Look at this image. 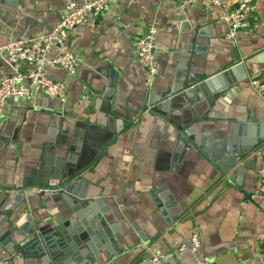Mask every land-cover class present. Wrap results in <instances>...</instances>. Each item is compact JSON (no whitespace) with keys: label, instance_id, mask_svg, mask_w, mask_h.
Segmentation results:
<instances>
[{"label":"crops","instance_id":"0c3cea01","mask_svg":"<svg viewBox=\"0 0 264 264\" xmlns=\"http://www.w3.org/2000/svg\"><path fill=\"white\" fill-rule=\"evenodd\" d=\"M239 1L222 0L215 7L208 0L184 5L176 0H117L103 16L76 26L49 53L71 51L78 58L73 75L55 66L47 69L51 79L65 84L66 101L42 93L30 100H7L6 114L0 118V181L21 184L55 172L54 159L64 150L57 144L60 126L68 129L67 139L74 138L79 145L86 133L94 135L92 142L114 137L81 175L87 195L101 198L103 206L119 217L117 222L111 211L106 215L109 224L120 229L114 235L119 251L109 264H146L156 246L164 251L167 264H195L192 252L178 251L193 233L202 240L199 253L212 264H261L264 193L258 187L264 174V137L239 159L236 167H244L240 177L235 167L223 173L214 166L202 146L175 150V110L185 124L199 117L189 127L198 142L209 132L215 137L228 135L246 116L258 126L257 132L261 125L264 133V97L250 85L251 79L264 77V0H251L247 26L228 40L224 15ZM66 2L1 0L0 47L10 38L32 39L50 30ZM151 25L156 29L159 73L150 81L136 62L133 42ZM191 42L199 55L194 57L198 67L191 71L199 78L239 61L236 75L246 74V79L222 91L213 104L210 100V105L196 104L194 112L182 93L173 96L168 118L161 117L162 111L143 110L153 96L175 84L178 64ZM10 70L0 57V79ZM24 221L21 214L18 224ZM8 258L6 252L0 253V260ZM106 258L103 252L101 259Z\"/></svg>","mask_w":264,"mask_h":264},{"label":"water","instance_id":"95a60500","mask_svg":"<svg viewBox=\"0 0 264 264\" xmlns=\"http://www.w3.org/2000/svg\"><path fill=\"white\" fill-rule=\"evenodd\" d=\"M192 45L193 42L187 45L183 60L178 64L175 84L153 96L143 110H150L153 114L162 111L164 114L161 117L168 118L173 96L182 93L194 112L196 104H208L209 100L213 104L222 91L246 79V74L236 75L240 69L239 61L199 78L198 73L191 71L193 67H198L194 57L199 56L195 55ZM180 114L179 110L173 114L177 121L175 150L202 146L209 161L223 173L235 167V173L240 177L244 167H236L237 163L264 137L262 126L257 132L255 127L258 126L250 116H246L244 120L251 122H239L228 130V135L215 137L214 132H209L203 142H198L189 127L199 117L193 116L185 124L179 120ZM108 120L112 122V116H108ZM107 128L114 130L112 123H108ZM60 131L57 144L63 146L64 150L58 159H54L55 172L40 179L25 180L21 184L0 181V253L6 252L9 262L22 259L23 264H109L115 256L114 251H119L114 235L120 233V229L116 223L109 224L106 215L111 209L103 206V200L87 195V182L81 175L114 137L109 141L105 136L102 140L97 137L92 142L94 135L86 133L79 145L76 139H67V128L63 130L60 126ZM91 143L95 145L90 146ZM88 146L89 150L86 149ZM57 164L59 167L56 171ZM34 198L35 207L31 208ZM163 204L167 202L163 201ZM52 208L58 215L52 212ZM111 213L118 222L115 211ZM21 214H24L25 221L18 224ZM103 252L107 254L105 260L101 259Z\"/></svg>","mask_w":264,"mask_h":264},{"label":"built area","instance_id":"2783aa9c","mask_svg":"<svg viewBox=\"0 0 264 264\" xmlns=\"http://www.w3.org/2000/svg\"><path fill=\"white\" fill-rule=\"evenodd\" d=\"M117 0H67L60 18L50 30L35 36L32 39L10 38L0 47V57L7 62L11 70L0 79V118L6 114V103L9 98L30 100L35 94L42 93L50 98L64 103L67 99L65 84L51 79L47 69L55 66L67 74L76 73L77 56L71 51H63L54 56H49L50 51L68 38L69 33L78 25L83 24L92 16H103ZM181 4H189L193 0H176ZM215 7L222 5V0H208ZM251 0H240L237 7L224 15L227 24L225 38L232 40L239 29L247 26V18L251 10ZM156 29L149 26L133 42L136 62L144 70L146 77L151 81L159 73L155 58ZM21 64L26 67L19 68ZM254 92L264 97V77L250 80ZM264 159V151H262ZM258 191L264 193V174L259 181ZM202 245L198 233L190 236L189 244L179 246L180 253L189 250L194 254L195 264H212L209 257L199 253ZM0 264H11L9 261L0 260ZM146 264H167L164 251L156 246L146 259ZM264 264V260L261 262Z\"/></svg>","mask_w":264,"mask_h":264}]
</instances>
